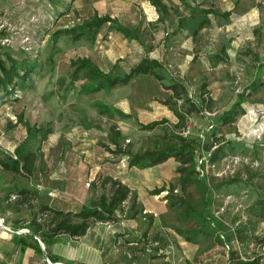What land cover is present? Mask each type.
<instances>
[{"label":"rangeland","instance_id":"374dc122","mask_svg":"<svg viewBox=\"0 0 264 264\" xmlns=\"http://www.w3.org/2000/svg\"><path fill=\"white\" fill-rule=\"evenodd\" d=\"M160 1L163 10L147 0H0V52L36 64L22 86L0 90V151H11L27 126L46 130L30 176L0 167V264H64L47 262L29 247L20 253L11 236H26L33 220L44 229L50 226V209L76 211L101 192L109 194L110 183L101 185L106 176L127 185L126 199L114 219L89 220L80 236L62 234L64 239L53 247L60 257L78 264H101L108 258L114 264H225V249L213 240L212 229L189 231L202 223L187 216L178 198L197 212L203 205L210 225L226 235L246 219V207L264 186V87L249 88L254 78L264 81V0ZM208 7L220 15L208 13L209 22L199 28L201 10ZM225 10L231 14L221 15ZM94 14H108L135 28L139 38L107 30L106 23L92 42L67 34L53 39V31ZM222 44L227 58L211 65L207 56L221 53ZM78 56L119 74L143 56L157 57L165 63L157 69L163 79L140 74L125 85L84 93L79 91L83 79L69 85L70 60ZM173 82L182 88L179 97L172 94ZM242 91L249 92L241 100L245 112L228 125L217 123ZM97 102L129 116L100 113ZM190 104L197 111H190ZM174 109L184 114L183 123ZM162 119L169 131L202 143L211 142L213 135L225 141L209 169L203 157L197 161L209 187L204 204L195 183L181 188L172 158L137 168L128 166L125 155L103 147L114 146L109 137L116 130L117 145L124 150L152 147L164 140L163 130L143 125ZM235 176L240 181L215 187ZM161 186L167 190L152 193ZM20 188L28 192L20 194ZM256 232L263 234L264 221ZM243 249L260 253L264 264L263 244L249 242Z\"/></svg>","mask_w":264,"mask_h":264},{"label":"trees","instance_id":"16d2710c","mask_svg":"<svg viewBox=\"0 0 264 264\" xmlns=\"http://www.w3.org/2000/svg\"><path fill=\"white\" fill-rule=\"evenodd\" d=\"M147 1L155 6L156 9H164V5L160 0ZM201 11L203 12V16L198 23L199 28L209 22V18L207 17L208 13L220 15L210 7L203 8ZM229 14H231V12L228 10L221 13V15L224 16ZM181 22L180 20L179 23L181 24ZM106 23H108L106 26L107 30L113 29L127 39L139 38V34L135 28L121 24L108 14H94L86 20L53 31L52 36L53 39H56V37L61 34H67L74 40L84 38L92 42L99 29ZM220 52L221 53L207 56V61H209L211 65H215L219 61L227 58L224 44L221 45ZM164 64L165 63L157 57L143 56L134 62L126 73L119 74L111 71H104L89 57L78 56L70 60L72 75L69 85L73 86L75 81L83 79L79 91L87 93L101 89L108 90L116 85H125L132 78L140 74L151 75L157 80H161L163 79V75L160 74L157 69L162 68ZM35 65L34 60H18L7 52H0V90L8 93L12 92L14 85L17 84L22 86ZM260 87H264V81H260L258 78H254L249 84V88L252 91H259ZM170 88L172 94L179 97V92L182 88L175 82H173ZM8 89L11 91H8ZM205 92L208 94V90H205ZM248 94L249 92L246 91L240 92L230 107L218 115L216 122L221 125H228L235 120L237 115L245 112L247 108L243 106L241 100L244 102L245 98L243 97ZM7 95L8 94H6L5 97H7ZM204 101H210V97L207 96L204 98ZM95 105H97L100 113L108 112L111 114L112 110H114L122 117L129 116V114L123 113L117 108H112L110 105L102 102H97ZM190 107V111H197L195 105L190 104ZM173 113L177 117V121L183 123L184 114L175 109ZM166 121L167 120L162 119L143 125L144 128L148 129L159 126L163 130L161 137H163L164 140L161 142L156 141L154 146L147 147L140 152H131L128 149L124 150L121 146H118L117 139L119 137V132L117 130L112 132L109 137L114 146L110 147L109 145L103 144V147L111 154L119 153L125 155L128 158V166L137 168L154 166L172 158L178 163L176 171L179 173L181 188L184 189L187 185L195 183L201 201L204 204L209 187L205 176L199 175L197 161L203 157L209 169L223 153L225 141L222 140V136L213 135L211 142L202 143L200 138H191L179 132L169 131L166 126H163ZM45 138L46 130L35 125L27 126L25 135L19 139L11 151H0V167L2 170L25 177L30 176L31 172L34 170L35 161L37 159V144L40 139ZM236 181H240V179L235 176L217 182L215 187L224 183H233ZM108 182L110 183L109 194H106L104 191L101 192L98 198H90L88 204L81 205L76 211L50 209L46 206H42L43 209H50L53 213L50 226L44 229L38 222L33 220L29 223L30 232L26 234V236L23 237L18 234L12 235L13 244L19 247L20 253H23L25 248L29 247L35 254L44 256L51 262L60 260L63 261L64 264H78L71 259L60 257L53 251V247L56 243L64 239L62 234L71 237L83 235L89 227V220L96 222L115 218V211L119 204L126 199L129 189L126 184L109 176H106L101 181V185L104 187ZM163 190L167 189L161 186L156 188L152 193L158 194ZM26 192H28V190L25 188H20L18 191L20 194ZM169 192L170 191L167 193ZM178 201L184 205V210H187V216L194 215L202 223L201 228L189 230L191 233L195 234L202 231H204V233H210L209 230L205 229H212L214 232L213 240L222 245L225 249V264H261L262 256L260 253L255 250L246 252L243 249L242 251L240 247H247L249 242L256 245H264V232L263 234H258L256 232L258 224L264 221V186L260 187V193L257 194L255 199L246 207V219L238 222L230 233L226 235H223L215 226L210 225L208 220L209 215L204 211L203 205L201 211L197 212L184 198H178ZM142 235H145V231ZM189 239L190 238H188V240ZM39 241L43 244V248ZM234 242L237 245L234 244ZM101 264H114V262L108 258Z\"/></svg>","mask_w":264,"mask_h":264},{"label":"crops","instance_id":"0c3cea01","mask_svg":"<svg viewBox=\"0 0 264 264\" xmlns=\"http://www.w3.org/2000/svg\"><path fill=\"white\" fill-rule=\"evenodd\" d=\"M11 242H12V236H11ZM2 243V240H0V244ZM13 244V242H12ZM15 245V244H14ZM16 246V245H15ZM18 247V246H17ZM19 248V247H18ZM24 252V251H23Z\"/></svg>","mask_w":264,"mask_h":264},{"label":"built area","instance_id":"2783aa9c","mask_svg":"<svg viewBox=\"0 0 264 264\" xmlns=\"http://www.w3.org/2000/svg\"><path fill=\"white\" fill-rule=\"evenodd\" d=\"M203 159H204V158H203ZM4 228H5V227H4ZM46 261L49 262L48 258H46ZM119 264H123V263H119ZM132 264H135V263L132 262Z\"/></svg>","mask_w":264,"mask_h":264},{"label":"water","instance_id":"95a60500","mask_svg":"<svg viewBox=\"0 0 264 264\" xmlns=\"http://www.w3.org/2000/svg\"><path fill=\"white\" fill-rule=\"evenodd\" d=\"M40 242V241H39ZM40 244H41V247L43 248L44 246H43V244L40 242Z\"/></svg>","mask_w":264,"mask_h":264}]
</instances>
